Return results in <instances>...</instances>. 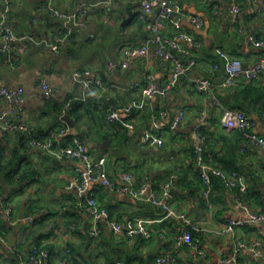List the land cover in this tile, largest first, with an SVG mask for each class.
I'll list each match as a JSON object with an SVG mask.
<instances>
[{
    "label": "crops",
    "instance_id": "crops-1",
    "mask_svg": "<svg viewBox=\"0 0 264 264\" xmlns=\"http://www.w3.org/2000/svg\"><path fill=\"white\" fill-rule=\"evenodd\" d=\"M8 1L11 10L0 33L2 28H10L17 37L50 43L60 38L64 30L60 20L42 11L45 3L51 1L60 11L69 13L79 5L107 0ZM109 1V6L94 8L87 27L76 30L56 53L48 45L30 40L11 43L7 52L0 37V87L25 90L23 101L17 105L0 97V114L4 112L16 125L26 124L46 133L67 127L61 117L45 110L46 100L52 97L63 103L68 96L79 95L82 82L101 79L107 88L103 99L109 105V112H117L121 121L128 119L124 122L127 134L103 125L101 118L92 120L87 116L80 123L81 130L76 128L94 144L108 142V148L92 151L97 156H106L109 175L114 180H118L121 172L132 171L138 180L141 175H148L157 188L170 175H177L170 202L199 230L192 233L197 249L188 246L180 249L175 264H264V223L248 222L251 213L264 211V149L247 142L239 131L228 129L222 123L225 109L236 104V94L240 90L242 93L244 87L238 80L228 90L216 87L208 95L197 91L194 85V80L201 78L218 85L226 76L225 65L229 60L239 59L246 67L260 61L264 50L250 37L254 35L264 41V2L235 0L241 12L233 23L229 15L231 0H177L178 11L167 20L165 32L168 37L181 32L190 34L195 44L182 43L189 52L184 57L188 75L162 98L160 92L170 76L171 64L156 57L154 46L146 56L131 58L127 68L121 67L127 48L148 44L151 39L136 17L141 0ZM4 7L0 0V15ZM192 17L200 18L203 25L197 27ZM216 57L220 64L214 66ZM110 63L116 65L114 70L109 69ZM148 76H153L157 88L152 99L143 94ZM253 82L248 83L251 90L241 95V101L249 104L255 132L264 137V75ZM42 83L52 88L50 94L41 89ZM180 111L185 112V118L175 126L174 120ZM148 127L164 138L162 148L142 144V131ZM197 134L203 139L205 162L225 174L219 184L213 183L211 208L203 199L204 185L193 159L194 146L199 143ZM0 146L8 158L14 148L25 157L14 166L22 171L20 175L12 184L5 183V190L0 194V222L1 226L5 225L4 242L0 241V263L17 254L16 251H21L18 254L21 261L36 245V239L48 235L41 245H52L57 252L52 261L60 264L69 243L82 245L83 237H88L89 220L84 211L82 223L77 227L65 224L66 211L78 206V212H82L81 200L89 194L110 208L113 217L124 225L140 219L146 222L150 239L138 236L128 242L104 231L112 247L128 255L131 264H149L174 249L179 224L165 220L158 208L111 191L99 182L79 193L75 186L77 163L39 158L37 152L22 148L19 132L0 133ZM233 174L240 179L238 187L227 183ZM9 207L11 217L6 214ZM30 215L36 217L32 225L24 220ZM43 215L46 226L37 227ZM230 225L233 229L227 231ZM30 229L37 231L27 241ZM95 243L90 250L83 251L92 262L101 256ZM238 244L243 248L237 254ZM254 251L259 253L258 257ZM232 258L236 262L227 263Z\"/></svg>",
    "mask_w": 264,
    "mask_h": 264
},
{
    "label": "built area",
    "instance_id": "built-area-1",
    "mask_svg": "<svg viewBox=\"0 0 264 264\" xmlns=\"http://www.w3.org/2000/svg\"><path fill=\"white\" fill-rule=\"evenodd\" d=\"M4 3L3 12L0 15V27H3L7 16L11 10L8 0H1ZM264 2V0H261ZM109 0L102 3L86 5H79L73 12H63L57 9L51 1L44 4L42 11L49 12L54 18L63 23L64 35L54 42L47 40H40L38 43L27 36L17 37L10 28H2L0 37L4 41V50L9 52L11 43L26 42L28 40L36 42L37 44H46L53 52H58L62 46L70 39L74 32L78 29L86 28L90 13L100 5L109 6ZM178 11L177 0H141L140 8L136 16L140 22L145 26V29L151 35L148 44L142 46L127 48L124 52V61L121 64L123 69L128 67V62L131 58L144 57L150 51V47L154 46L156 57L171 64V73L166 82L165 87L160 92L162 98H165L166 92L176 87L180 79L188 75V67L185 64L184 57L189 55V52L182 46L183 42L195 44L194 38L190 34L181 32L168 37L165 32L167 20L171 18ZM240 5L231 0L229 15L233 23H236L237 17L240 14ZM197 27L203 25V21L198 17L191 19ZM250 40L264 50V41L258 40L254 35ZM116 65L110 63L109 69L114 70ZM226 76L218 85H214L210 79L201 78L195 79L194 85L197 91L203 94H213L214 89L227 88L236 83V81L243 79L246 83H250L259 79L264 75V51L261 59L252 67H246L239 59L229 60L225 65ZM41 89L50 94L52 88L46 83L41 84ZM107 92V88L101 79L93 81L82 82L80 86L79 96L76 98L80 101H86L88 97L95 98L98 103L103 99V95ZM157 92L156 84L153 76H148L146 86L143 89V94L152 99ZM25 90L22 87L17 89H6L0 87V97H3L8 103L17 105L23 101ZM64 116V115H63ZM120 115L117 112H112L107 116L108 120H119ZM185 118V112L180 111L179 115L174 120V125H180ZM222 123L228 129H235L241 133L244 139L256 146L264 149V137L259 136L255 132V123L244 112L233 108H227L222 117ZM19 130L26 135L28 140V150H33L38 153V157H49L54 159H68L77 163L75 168V186L79 193L86 192L88 187L99 182L107 189L131 196L139 202L148 203L164 213V219L168 222H175L179 224V234L174 241V249L166 251L163 255L158 256L150 264H175L178 261V252L185 246L196 248L197 245L193 238V231L199 230L186 215L180 213L170 202V190L177 180V175H170L163 183L155 188L152 180L146 174L140 176L139 180L132 171H123L120 173L118 180L110 177L107 158L104 155L97 156L92 150L73 137L70 142L65 143L66 137L70 135V129L64 127L49 135L37 137L34 129L26 124H14L9 120L5 113L0 114V133L7 134ZM152 127H148L142 131V144L144 146L162 148L165 144L163 137L153 131ZM199 143L194 146L195 163L197 171L202 179L204 185L203 199L207 207L213 206L211 194L213 191V177L221 179L225 178L223 171L217 167L211 166L205 162V149L203 148V139L197 134ZM239 177L233 174L228 185L230 187H238ZM85 201L81 204L85 208L88 220L89 235L93 238L100 237L105 230L110 231L114 236L122 238L128 242H132L136 237H143L150 239L151 235L146 227V222L142 219L136 223L124 225L112 218L109 212L96 199V196L89 194L85 196ZM6 214L8 217L12 215V209L7 208ZM28 225H32L36 217L29 216L24 219ZM248 222L251 224L264 223V211L260 213H251ZM233 227H227V231H231ZM0 241L4 242L2 234H0ZM243 248L242 244H238L236 253ZM256 257L259 256L257 251H254ZM50 255L46 250H42L37 246L30 249L25 258L21 259L20 264H46L49 261ZM236 262L235 258L228 260L227 263ZM124 264V263H117Z\"/></svg>",
    "mask_w": 264,
    "mask_h": 264
},
{
    "label": "trees",
    "instance_id": "trees-1",
    "mask_svg": "<svg viewBox=\"0 0 264 264\" xmlns=\"http://www.w3.org/2000/svg\"><path fill=\"white\" fill-rule=\"evenodd\" d=\"M63 35H64V32L62 33L61 36H63ZM71 37H70V39H71ZM219 61L220 60L216 57L214 62H213L214 66L220 64ZM240 81H241L240 83H242V87H244V89H243L242 93H241L242 90H240V92L237 90L238 91L236 94L237 98L236 97L235 98L238 99V101L236 102V104L233 105L232 108L236 109V110H240V111L244 112L247 116H249L248 110L250 109V106H248L249 104H247L245 101L244 102L241 101V100H243L241 95L245 96L246 95L245 93L248 92L249 90H251V84L250 85H248V83L245 84V81L243 79H241ZM238 83L239 82L236 81L235 84H238ZM229 88H225V89L228 90ZM78 96L79 95H77V96L70 95L66 98L65 102H63V103H60L51 97V98L46 100L45 110H50L53 114L55 113L59 117H62L63 115H69L75 121L76 127H78L79 130H81L80 129L81 128L80 123H82V119L85 116H87L92 120H96L95 118H99V119L101 118L103 125L105 124V126L111 128L114 131L115 130L117 132L122 131V132H124V134H127L128 129L125 127L124 122L127 123L128 119L127 118H126V120L122 119V121L121 120H115V121L108 120L107 116L112 112H109V109H108L109 105L105 104L104 99H101V102L98 103V101H96L95 98H93L91 96V97H88L86 101H80V100L76 99ZM229 108H231V107H229ZM63 128L64 127H60L57 129L56 128L51 129V130L47 131V133H46V132H44V130H40L39 128L36 127V128H34L35 129L34 131H35V135L37 137H43V136L49 135V134L56 132L57 130H60ZM13 132H19L20 133V144H21L23 149H28L27 145H28L29 139L27 138V136L22 134L17 129H15V131H13ZM72 139H73V137L69 135L68 137H66L65 140L67 142H70ZM23 156L24 155L20 156L18 149L14 148L10 152V158H8L6 156L5 149L0 146V194L3 193L5 190L4 184L5 183L8 185L12 184L13 182H15L16 176L20 175V173L22 172L19 168H14V166L18 160L22 161L25 159V157H23ZM193 157H194L193 159L195 161V156L193 155ZM34 169L35 168H33L32 170H34ZM25 174L26 173L24 172V175ZM220 182H221L220 178L215 177V176L213 177V183L219 184ZM81 201L83 203L85 201V199H82ZM9 208H11V207H9ZM104 208H106V207H104ZM106 210L109 212L111 217L114 218L113 213L110 211V208H106ZM78 211H80L78 206H77V208H75V207L70 208L68 211H66V224L65 225L67 227H70V226L77 227V225L82 223V219H83L82 214L84 212L86 213L85 208H83V206H82V209H81L82 212H78ZM30 216H33V215H30ZM45 220H46V216H44V215L41 218H39L38 222L36 223L37 227L46 226ZM4 227H5V225L1 226V222H0V234H2L3 238L5 236L4 235L5 234L4 233V230H5ZM86 227H88V226H86ZM73 230H74V228H73ZM36 231L37 230H34V229L29 230V232L27 234V241H30V239L32 237H34V235L36 234ZM76 232H79V231L76 230ZM78 234H80V233H78ZM103 234L100 237L93 238L87 232L88 237L87 238L83 237V241H82L83 244L82 245H76L74 243H69L67 245V247L64 248V250H63V256H61V258H60V264H99V263L100 264H117V263L131 264V261H130V258L128 257V255L123 254L121 250L116 251L112 247L111 239L104 236ZM45 237H48V235H41L38 239H36V241L34 243L36 245H34V246H37L38 248H40L42 250H46L49 252L50 258L46 264H56L52 261L53 256H55L57 254V252L55 251V248L52 247V245H45V246L41 245V243L45 240ZM94 242H96L95 246L98 248V250L101 254V256H100L101 261L99 260L100 259V257H99L97 262H92L93 259L90 257H86L85 254L83 253V251H85V250L86 251L90 250V247H92ZM29 251H30V249L28 250L27 254L29 253ZM116 252H118L119 255L114 254ZM15 253H17V254H12L13 255L12 257H8V259H6L3 263H0V264H20L21 261H19L18 254H20L21 251H16ZM27 254L25 253L23 258H25ZM153 261H151L150 263H152Z\"/></svg>",
    "mask_w": 264,
    "mask_h": 264
},
{
    "label": "water",
    "instance_id": "water-1",
    "mask_svg": "<svg viewBox=\"0 0 264 264\" xmlns=\"http://www.w3.org/2000/svg\"><path fill=\"white\" fill-rule=\"evenodd\" d=\"M61 120L64 121L67 124V126L69 127L70 136L76 138L77 140H79L80 142L85 144L88 147V149L94 150V149L108 148V142L107 141H104V143L101 145H97V144H94L91 141H89L88 138L86 137V135H84L83 133L78 131V129L76 128L75 121L69 115H64L63 117H61ZM174 190L175 189L172 188L170 190V194H172L174 192Z\"/></svg>",
    "mask_w": 264,
    "mask_h": 264
}]
</instances>
